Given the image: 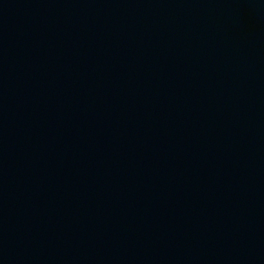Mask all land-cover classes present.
I'll return each mask as SVG.
<instances>
[{"label": "water", "instance_id": "95a60500", "mask_svg": "<svg viewBox=\"0 0 264 264\" xmlns=\"http://www.w3.org/2000/svg\"><path fill=\"white\" fill-rule=\"evenodd\" d=\"M0 264H264V0H0Z\"/></svg>", "mask_w": 264, "mask_h": 264}]
</instances>
